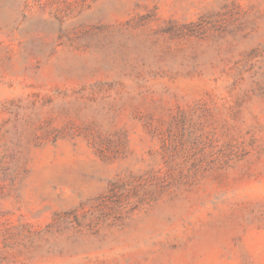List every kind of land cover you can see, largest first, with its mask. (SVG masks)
I'll list each match as a JSON object with an SVG mask.
<instances>
[{
  "label": "rangeland",
  "instance_id": "obj_1",
  "mask_svg": "<svg viewBox=\"0 0 264 264\" xmlns=\"http://www.w3.org/2000/svg\"><path fill=\"white\" fill-rule=\"evenodd\" d=\"M0 264H264V0H0Z\"/></svg>",
  "mask_w": 264,
  "mask_h": 264
}]
</instances>
